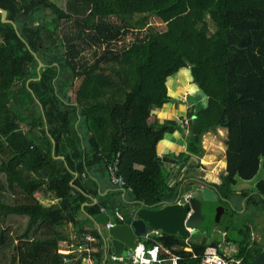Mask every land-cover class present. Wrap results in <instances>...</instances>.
Masks as SVG:
<instances>
[{
    "label": "trees",
    "instance_id": "16d2710c",
    "mask_svg": "<svg viewBox=\"0 0 264 264\" xmlns=\"http://www.w3.org/2000/svg\"><path fill=\"white\" fill-rule=\"evenodd\" d=\"M0 9L16 27L0 13V150L12 155L0 158V264H64L60 243L76 248L86 236L96 240L94 264H106L92 218L111 208L110 199L92 204V177L107 176L120 153L132 199L154 208L172 202L176 191L157 155L167 133L184 135L183 163L202 158L204 134L226 130L225 170L209 184L222 200L235 199L238 181L264 174V0H0ZM150 17L164 31L145 29ZM183 68L206 104L189 109L186 125V117L158 121L165 104H181L166 82ZM255 190L240 194L252 215L264 210V179ZM214 206L207 203L206 221ZM156 243L178 264H196L206 248L219 247L166 234L142 241L147 250ZM263 252L264 241L234 257L253 264Z\"/></svg>",
    "mask_w": 264,
    "mask_h": 264
},
{
    "label": "water",
    "instance_id": "95a60500",
    "mask_svg": "<svg viewBox=\"0 0 264 264\" xmlns=\"http://www.w3.org/2000/svg\"><path fill=\"white\" fill-rule=\"evenodd\" d=\"M0 13L3 23H11L6 20V11L0 9ZM11 24L16 29L15 25ZM16 33L18 35L17 31ZM36 60L38 68L43 67L38 58ZM56 117L61 123L64 120L63 112L58 111ZM193 160H195L194 157L187 164ZM188 170L189 167L176 175L173 187L176 192L172 202H163L160 207L154 208L145 206L139 201L123 200V207L117 210L121 220L111 228H106V223L114 220V217L110 215V209L93 216L92 219L97 224L98 232L105 242L107 256L121 257V261L127 264L131 259V251L135 250L139 243L141 244V240L158 233L178 236L188 242L198 243L200 246L208 244L209 237L206 232H201L199 229L206 218L203 204H214L222 199L213 187L192 177ZM215 212V221L218 222V212ZM253 264H264V253H261Z\"/></svg>",
    "mask_w": 264,
    "mask_h": 264
},
{
    "label": "crops",
    "instance_id": "0c3cea01",
    "mask_svg": "<svg viewBox=\"0 0 264 264\" xmlns=\"http://www.w3.org/2000/svg\"><path fill=\"white\" fill-rule=\"evenodd\" d=\"M191 102H194V101H191ZM168 104H165L162 107V109L157 110L155 112V116H156V118H157L158 121L159 120H162L163 121L164 119H170L171 120V119H173V118H171V116L174 117V118H177V119H175V121H179L180 118L185 119L186 116H184V117H180L179 116L180 113H182L184 115V112L183 111H186L184 109L187 108V106L185 104H179L178 106L180 107V109L177 112H174L173 111V109H172L173 106H171L172 103H168ZM166 110H171V112H168V114H166V115H168L167 116L168 118H166V116H165ZM170 113H171V116H170ZM216 133H217L216 135H219V137H221L222 143H223L224 142V139L226 137V130L217 129ZM213 134L214 133H212L211 135H213ZM174 139L177 140V141H179L178 142L179 149L176 148V147H174L175 146V144L173 142ZM223 149H224L223 150L224 151V159H223V161L220 164V166H221L220 171H221L222 174L224 173V170H225V148H223ZM185 152H186V140H185V137H184V135L182 133L177 132V131L174 132V133H172V134H168V133L165 134L164 137H163V139L157 145V155H158V157L160 159L164 160L165 163H166V171L169 174V182L173 184L172 185V188L175 185L176 175H178L179 173L184 172L187 167H189V170L188 171L191 173V176L192 177L198 178L202 182H204V183H206L208 185L209 184H219V182H220V176H219V174L217 175V172L219 171V170H217V167H213L212 168L211 166H208L209 164H206L204 162L202 163L201 160H200L201 158L199 159L197 157H194L195 160L190 161V163L187 164V162L189 160H191L192 156L186 162L181 163L180 162V159H178L177 156H179V154H182V153H185ZM7 153L9 154L8 151H7ZM172 156H174V157H172ZM166 157H168V158H166ZM205 160L208 161V158L205 159ZM196 163H200L198 168H195ZM137 168L140 169L139 166ZM213 169H214V171H213ZM92 178H93V180H95V183H96L95 189H96V192H97V197L91 199L92 204L99 203L98 197L105 199L106 202H107V199L108 200L110 199L109 200L110 202L108 204L111 207V208H109L111 210V214H110L111 216L114 217L115 214L117 213V210H119L120 207H123L122 206V201L123 200L136 201V200L132 199L131 196L128 197L127 194H126L127 191H125L124 189H120V188H117L116 186H113L109 182L107 176L101 175V174H98L97 173L96 176H94ZM263 179H264V174H263V177L261 178V180H263ZM256 183H255V185H256ZM236 185H238V182L236 183ZM246 191L249 192V195L256 194L255 186H254V189L253 190H249V189L247 190V188H245V187H241V188L236 189V215L233 216V221L238 220L236 218L237 215L238 216L239 215L240 216L242 215L244 217L245 222H251V225L253 226V223L252 222H254L253 221V218H255L256 212H255L254 215H252V214H249V212L247 211V209L245 207V202H246L247 197L246 198H243L241 200H238L237 199V198H239V196H240V194L242 192H246ZM129 193H130V191H129ZM109 194H110V196H108ZM38 198H40V197H38ZM114 200L115 201H118L119 200L118 201L119 203H113ZM41 201L43 203H44V201L49 202V200H47V199H42ZM104 211H105L104 209H101V212H104ZM119 221L120 220H118L117 222H119ZM218 222H220V221H218ZM93 227L98 231V226H97V224H95L94 221H93ZM254 228L255 229L252 230V231L254 233L256 232L257 235L259 233L260 234V237L262 239V242H263L264 241V234L262 235L261 229H259L256 226H254ZM213 229H215V230L223 229L224 230L225 229V226H224V224H221V223L218 224L217 223V226H215ZM155 235H161V234L158 233V234H155ZM150 236H152V235H150ZM150 236H147V237L143 238L141 240V244H142V241L143 240L147 239ZM73 238H74L73 233L70 232V239H73ZM212 240H214V239L209 238L208 244ZM254 241H255V237H254ZM95 242H96V240L93 243H95ZM262 242H260V243H262ZM255 243H257V241H255ZM104 244H105V242H104ZM208 244H206V245H208ZM91 245H92V249H93V252H92V254H93L94 252H96L97 248H94V244H91ZM139 245H140V243H139ZM60 248H72V245L71 244H68L66 242H62V243H60ZM209 248L215 249L218 254H219V251L223 254V246H221V245L217 249L216 248H213V247H209ZM230 250L228 251L230 253L229 255L228 254H225V253L223 255L225 257L230 256V255H233L234 256L235 253L238 251V249L232 250L231 248H230ZM74 255H75L74 256L75 258H73V257L70 258L71 259V263H73V264L76 262V260L78 258H80L82 256V254H74ZM103 259H104V262L106 264H120L119 262H113V261H111L110 256H107V250L106 249H104V258ZM164 263H166V262H164ZM80 264H94V262H93V259L91 257H85V258H83L81 260V263ZM150 264H155V263H150Z\"/></svg>",
    "mask_w": 264,
    "mask_h": 264
},
{
    "label": "rangeland",
    "instance_id": "374dc122",
    "mask_svg": "<svg viewBox=\"0 0 264 264\" xmlns=\"http://www.w3.org/2000/svg\"><path fill=\"white\" fill-rule=\"evenodd\" d=\"M60 3H64V0H57ZM50 11L48 12L49 15ZM145 29L147 30H151L152 32H160V31H164L165 29V25L164 23H162L158 18L156 17H150L148 19V21L146 22V26ZM136 34H141V32H133V33H129L127 34L122 42L124 44H127L129 42H131V40L135 37ZM86 56H88L87 58H89V54L86 53ZM167 87L169 90V96L176 100V101H180L181 104H185L187 106L186 111L184 112V115L182 113L179 114L180 117H184L186 116L187 119V114L189 109H193L194 108V104L195 106L199 104L205 105L206 104V97L205 95H203L195 86V84L192 83L191 77H190V72L188 69H180L177 73H175L174 75H172L171 77H169L167 79ZM188 95H187V94ZM187 97H191L192 101H189V99H187ZM183 101V102H182ZM193 104V105H192ZM169 105V104H168ZM179 104L176 103H172L171 106L174 112H177L180 107L178 106ZM170 106V105H169ZM171 109V110H172ZM171 110H166L165 116L166 118H168L166 114H168V112H171ZM176 110V111H175ZM186 112V113H185ZM171 116V113H170ZM179 117V118H180ZM171 118H173L174 120L177 118H174L171 116ZM171 119V120H173ZM164 120H170V119H164ZM179 120L182 121V118H180ZM220 130H225V129H220ZM212 133H207L204 134L202 137V146L204 149V155L202 156V158L200 159L201 162L209 164L208 166L213 167H217V170L220 171L221 169V162L224 159V143H222V139L221 137H219V135H216L217 133H214L213 135H211ZM176 148L179 149L178 146V142L177 140H173ZM0 158L2 160L8 161L10 158H12V155L8 154L6 151H2L0 150ZM208 158V161L205 160ZM200 164V163H199ZM206 170V169H205ZM214 171V169H213ZM216 171V170H215ZM217 172V175L219 174L222 175L221 171ZM263 177V172L260 169L259 173L250 181H238V185H236L234 188L235 190L241 187H245L247 188V190H253L255 183L259 180H261V178ZM127 196H130L129 191L126 192ZM38 197H40V194H37ZM235 199H236V192H235ZM234 199V200H235ZM238 200H241L240 196L239 198H237ZM42 200V199H41ZM42 202V201H41ZM219 202V201H218ZM217 202V203H218ZM236 202V200H235ZM43 203V202H42ZM49 203L47 201H44L43 204ZM215 204V203H214ZM263 207H264V203H262ZM238 220H236L235 224H230L228 225L224 230L223 229H218L215 230L213 228H205L207 230H205L206 235L209 238H212L216 241H218V245L223 246V254H230L228 251L230 250V248L232 250H236L239 247L242 246H248L249 249L253 248L255 241H257V243L262 242V239L260 237V234L255 232H253L252 230H254V226L258 227L259 229H261V233L262 235L264 234V210L261 211H257L256 212V216L255 218H253V226L251 225V222H245L244 217L241 215H237L236 217ZM209 226L210 225H215V218L214 216L212 217V219H210L209 221ZM208 227V226H206ZM249 229H248V228ZM203 228V227H202ZM70 230V229H69ZM254 237H255V241H254ZM228 239H230L231 241H227ZM231 251V250H230Z\"/></svg>",
    "mask_w": 264,
    "mask_h": 264
},
{
    "label": "built area",
    "instance_id": "2783aa9c",
    "mask_svg": "<svg viewBox=\"0 0 264 264\" xmlns=\"http://www.w3.org/2000/svg\"><path fill=\"white\" fill-rule=\"evenodd\" d=\"M188 120L183 121V125H186ZM120 153H117L114 159L107 163L106 174L109 182L116 186L117 188H125V180L120 171ZM121 220V216L116 213L113 221H108L106 223V228H111L114 224ZM94 239L90 236H86L83 243H80L76 248H62L58 253L63 255V263L69 264L71 259L68 257L70 254H85V257H90L93 252L92 243ZM187 242V241H186ZM167 255L166 259H160V255ZM83 257V258H85ZM131 259L129 263L131 264H150V263H164L168 262L169 264H178L179 257L171 254L167 249L163 248L159 243H156L152 248L145 249L143 244H138L136 249L131 251ZM82 258V259H83ZM111 261L120 262L121 257L117 258L113 255L110 256ZM241 260L236 259L233 255L222 257L220 256L215 249L207 248L204 251L203 256L200 258V261L196 264H240Z\"/></svg>",
    "mask_w": 264,
    "mask_h": 264
},
{
    "label": "flooded vegetation",
    "instance_id": "af4514ba",
    "mask_svg": "<svg viewBox=\"0 0 264 264\" xmlns=\"http://www.w3.org/2000/svg\"><path fill=\"white\" fill-rule=\"evenodd\" d=\"M223 203H215L214 205V214L212 215V217L216 215L217 211V220L220 222L215 221V225H210L209 226V221H206L207 219V213L205 210H207V203L203 204V212L206 214V218L205 221L203 223V225L199 228L201 232H205L204 226H208L207 228H214L215 226H217V223H221L224 224L225 227H227L228 225L235 224L236 221H233V216L236 215V202L235 200H222ZM212 219V218H211ZM203 227V228H202ZM187 241V240H185ZM188 242V241H187Z\"/></svg>",
    "mask_w": 264,
    "mask_h": 264
}]
</instances>
